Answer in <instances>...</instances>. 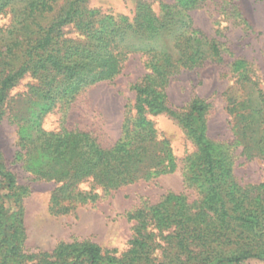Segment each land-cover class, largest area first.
Masks as SVG:
<instances>
[{
    "label": "trees",
    "instance_id": "obj_1",
    "mask_svg": "<svg viewBox=\"0 0 264 264\" xmlns=\"http://www.w3.org/2000/svg\"><path fill=\"white\" fill-rule=\"evenodd\" d=\"M204 1L163 3L164 15L139 1L132 18L112 14L97 18L100 10L89 9L87 0H0V14H11V22L0 26V123L13 99L10 91L31 76L27 103L19 101L20 107L11 108L10 116L20 129L18 156L42 160L37 178L62 182L58 192L89 178L108 191L175 171L176 158L153 120L163 114L184 130L196 148L186 157L183 174L201 192V199L193 202L170 192L157 204L127 212L128 219L135 221L134 235L120 255L92 242H61L52 252L26 255L23 209L7 208L2 194L4 189L8 194L18 190L17 177L5 167L0 150V247L5 250L0 264H30L34 257L39 260L31 264L264 260V183L255 190L238 183L232 156L209 136L207 100L194 97L184 108L173 107L168 100L172 75L206 60H222L217 40L195 28L189 14ZM172 10L181 14L185 29L164 42L170 26L166 16L175 15ZM72 24L81 27L84 41L67 36L64 28ZM128 34L136 36V50L135 44L124 43ZM134 51L146 56L147 71L132 85L135 98L113 145H103L91 131L43 127L47 112L73 101L90 86L114 79ZM228 110L245 153L264 159L263 89L232 101ZM26 117L31 126L23 128Z\"/></svg>",
    "mask_w": 264,
    "mask_h": 264
},
{
    "label": "rangeland",
    "instance_id": "obj_2",
    "mask_svg": "<svg viewBox=\"0 0 264 264\" xmlns=\"http://www.w3.org/2000/svg\"><path fill=\"white\" fill-rule=\"evenodd\" d=\"M139 1L150 3L159 15L167 12L163 3L174 2L87 0L86 6L100 10L97 18H102L103 14L132 18ZM172 13L175 15L166 16L170 19V26L163 36L164 42H169L170 36L185 29L181 14L176 10ZM189 14L195 28L217 40L222 60H206L198 67L181 69L172 75L166 89L169 103L173 107L184 108L194 97L204 98L210 103L207 115L209 136L232 156L238 183L255 190L256 186L264 183V159L245 153L228 106L232 101L256 95L259 88L264 91V0H206ZM10 22L11 14H0V26ZM64 29L69 37L81 41L86 39L80 26L72 24ZM124 43L135 44L133 50H136L138 40L128 34ZM145 60L142 52H131L120 74L86 88L73 101L58 104L44 116L43 127L56 131H91L103 145H113L121 135L124 117L135 98L132 85L147 71ZM33 82L34 79L28 75L10 91L13 99L0 123L3 163L16 175L19 186L14 194H8L5 189L2 194L8 201L7 208L12 211L23 209L25 240L22 249L26 255L52 252L61 242H92L104 249H114L120 255L130 247L134 235L135 221L128 219L127 212L157 204L170 192L183 194L190 202L201 199L198 186L191 184L183 174L186 157L196 148L184 130L163 114L153 117V120L159 135L168 142L176 158L175 171L108 191L89 178L76 185L65 186L58 192L62 182L37 178L35 172L42 160L18 156L20 129L10 116L11 108L16 110L20 107L19 101H28V91ZM29 111L27 116L31 115ZM27 118L23 128L31 126ZM4 252L0 247V261ZM37 260L39 258L34 257L28 262L31 264ZM248 263L264 264V260L250 259Z\"/></svg>",
    "mask_w": 264,
    "mask_h": 264
}]
</instances>
